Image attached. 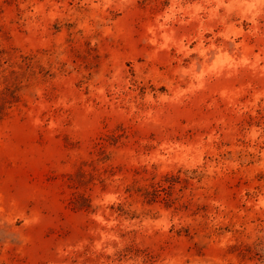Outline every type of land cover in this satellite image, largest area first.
Listing matches in <instances>:
<instances>
[{
  "label": "rangeland",
  "instance_id": "obj_1",
  "mask_svg": "<svg viewBox=\"0 0 264 264\" xmlns=\"http://www.w3.org/2000/svg\"><path fill=\"white\" fill-rule=\"evenodd\" d=\"M0 264H264V0H0Z\"/></svg>",
  "mask_w": 264,
  "mask_h": 264
}]
</instances>
